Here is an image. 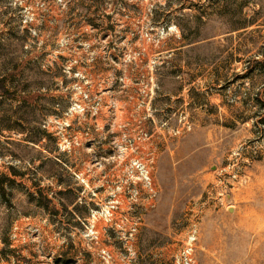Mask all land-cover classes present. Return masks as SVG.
Instances as JSON below:
<instances>
[{
  "label": "rangeland",
  "instance_id": "1",
  "mask_svg": "<svg viewBox=\"0 0 264 264\" xmlns=\"http://www.w3.org/2000/svg\"><path fill=\"white\" fill-rule=\"evenodd\" d=\"M0 264H264V0H0Z\"/></svg>",
  "mask_w": 264,
  "mask_h": 264
},
{
  "label": "built area",
  "instance_id": "2",
  "mask_svg": "<svg viewBox=\"0 0 264 264\" xmlns=\"http://www.w3.org/2000/svg\"><path fill=\"white\" fill-rule=\"evenodd\" d=\"M195 235L189 236L187 242L183 245L179 253L174 257L173 264H195L194 259V242ZM101 257L105 264H110L111 256L108 251L101 250Z\"/></svg>",
  "mask_w": 264,
  "mask_h": 264
},
{
  "label": "trees",
  "instance_id": "3",
  "mask_svg": "<svg viewBox=\"0 0 264 264\" xmlns=\"http://www.w3.org/2000/svg\"><path fill=\"white\" fill-rule=\"evenodd\" d=\"M7 93L3 90L2 86L0 85V97L5 96Z\"/></svg>",
  "mask_w": 264,
  "mask_h": 264
}]
</instances>
